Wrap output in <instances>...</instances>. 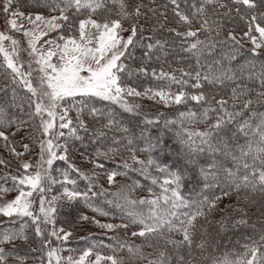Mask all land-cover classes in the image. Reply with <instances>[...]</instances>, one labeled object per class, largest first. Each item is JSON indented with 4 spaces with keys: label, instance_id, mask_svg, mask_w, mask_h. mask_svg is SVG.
<instances>
[{
    "label": "trees",
    "instance_id": "1",
    "mask_svg": "<svg viewBox=\"0 0 264 264\" xmlns=\"http://www.w3.org/2000/svg\"><path fill=\"white\" fill-rule=\"evenodd\" d=\"M199 2L200 0H196V3ZM221 2H228V0H221ZM13 3L20 9L27 7L32 9L33 7L39 8L43 12L60 14L59 11H53L47 6L49 3H59V0H14ZM125 3L129 12L133 11L137 5H143L142 16L138 20L121 19L119 0H115V2L105 0V7L94 13L88 10L78 12L75 8H69L65 15L69 16L72 23L69 24L65 21L64 27L55 33L63 32V34L74 36L78 31L79 20L87 18V16H91L97 22L121 19L125 29H130L135 23L137 25V36L134 38L135 47L129 46L128 51L131 53L129 58L122 57L127 71L132 74L121 73L122 81L137 90H141L143 87L145 89L165 88L168 90L166 88L168 81L153 77L152 71L155 69L159 73L162 70L174 74L179 79L181 70H183L193 73L192 77H184L188 80V85L183 90L192 95L202 91L209 103L198 104L189 100L182 104H164L151 97H146V95L130 96L126 101L135 110L127 112L119 104L110 101L98 98L86 100L89 107H96L105 115L94 119L88 113L87 108L84 109L80 118L87 124L89 131L85 133L82 129L78 130L83 139L71 137L65 140L61 138L62 143L67 145V159H56L50 168L51 177L54 180L59 178L57 183L46 182L44 185L46 191L43 195L46 201L51 193L62 191L68 187L75 191L88 193L86 201L83 198L71 201L58 198L53 203V207L56 209L55 223L70 233L67 240H63L61 244L65 247L60 251L61 256L63 257L65 252L73 250L80 253L91 249L94 253L115 256L119 264H148V260L157 258L161 251L167 252L172 258L171 264H177L174 259L176 255L187 256L189 253L194 258L193 264H212L213 260H222L225 256L235 259V256L231 254L243 251L242 246L249 242L245 237L258 238L260 234H264V195L259 192L253 194L250 189L244 188L237 191L232 186L233 182L239 183L240 178L250 171L245 170L242 164L244 162L252 163L251 156H241L240 148L246 150L249 143L255 147L254 141L257 139L252 135L250 129H246L249 132L247 136L238 131L237 121L243 123L248 120L254 127L259 123L260 114L264 113V99L258 98L256 95L258 92L264 91V88L259 86L255 76L253 79H248L251 65L255 66V73L264 70V51L258 49L259 55H253L249 51L252 47L249 46L248 40L243 35L247 31V25L239 19H234L224 25L218 36L213 34L218 42L211 51L202 49L200 54L192 53L187 50V44L182 43L180 37L168 31L169 28L176 27L173 23V6L170 4V0H125ZM192 3L193 0H187V5ZM181 8L190 11L183 0H181ZM151 10H155V14ZM214 10L223 11L216 6L209 5L208 15L211 19H216L212 15ZM165 16H167V23H165ZM160 24H164V27H159ZM194 27H199V24H195ZM179 30L184 31V28ZM229 32H233L243 45L234 60L230 59L233 42L228 37ZM207 36L208 33H201L199 38L203 40ZM157 40L161 41V44L150 53L152 58L147 59L145 52L148 49L145 45L155 44ZM142 68L147 69V74L139 71ZM197 71L202 75H209L210 78L227 71L229 74L234 73L236 79L225 78L223 84H209L201 80L203 87L198 89L191 87L195 83L194 74ZM13 76L14 74L6 67L0 55V109L3 110L4 121L6 123L12 121L10 126L0 129H5L13 138H18L21 135V140L35 149L37 153L40 150L37 138L41 135V117L35 116L29 119L28 114L34 111V101L31 96L26 97L25 92L28 89L21 88L17 77L14 80ZM237 84L247 85L251 91H248L247 95H240L233 99L232 89ZM170 90L177 92L180 89L177 85L172 84ZM76 99L80 100L79 97ZM221 99L227 101L228 112L242 113L227 126V135L223 133L219 136L214 135L211 140V143L217 147L223 140L228 145V151L214 152L207 149L206 146H204V151H197L195 146L189 148L183 141L189 139L190 133L208 131L217 115H223L216 104V101ZM246 99H251L253 103L248 109H243L240 106ZM30 102H33L32 107H29ZM65 105L69 107V102H66ZM136 105L139 107L135 108ZM209 107L217 109V111H209L208 118L204 119L203 111ZM190 111L195 113L194 117L181 115V113ZM252 113H256V115L253 116ZM108 114L114 118L115 126L104 129L106 135L97 141L92 134L93 130H99L106 124ZM68 115L75 126L76 109L70 108ZM17 121H25V123L21 127ZM64 132L67 134V129H64ZM191 139L199 143L197 136H192ZM103 153H107V155ZM133 156L137 160L134 161ZM141 160L145 162L144 165L138 162ZM148 160H152L154 163L148 165ZM125 163L129 167L125 168ZM72 165L75 167H71ZM142 168L143 171H141ZM162 168H166L168 172H180L182 181L178 191L190 204H196L204 197L209 200L219 197L215 200V209L209 210L205 206L206 218L198 217L191 249L185 246L174 247L167 243L170 240L180 241L183 236L180 232H169L166 228L159 236L132 235L133 232H138L142 226L134 224L128 213L147 214L149 205L140 203L131 205L127 201H151L160 198L161 207H164L163 197L171 195L170 192H165V187H172L171 185L162 187L165 179L170 178L167 173L160 171ZM76 169H79V172ZM201 169L216 173L215 182H211V186L208 188L204 187L205 181ZM225 169H231L233 175L228 176ZM113 171L118 173L114 182H106V175ZM81 173L91 177V181L84 179ZM65 174L67 181L75 183H68L65 180ZM11 177L5 169H0V189L13 191L19 188V185H16ZM249 179L251 180L252 177L250 176ZM225 191L229 195H223ZM38 196L40 197V194ZM46 201L45 208L48 206ZM35 206H33L34 209ZM236 208L245 209L246 215L235 211ZM176 211L177 215L183 219L182 213L195 211V208L181 207ZM85 216L88 219H82ZM225 216L229 217V224L235 219L245 218L248 225L237 228L228 227L227 230L220 231L216 222ZM98 219L110 220L117 227L112 229L101 227L104 224H100ZM26 224L27 227H25ZM122 225H127V227ZM201 225L204 227L202 228ZM252 225H255V232ZM22 229L28 236L27 242L17 241L15 248L11 244L0 246L10 250L13 259L24 257L23 264H48L46 253L49 249L45 251L40 247L41 239L35 234L31 218L0 217V238L5 233L19 232ZM202 237L207 241L203 252L196 247ZM126 245L131 246L134 250L139 248L144 258L139 259L130 253ZM173 247L174 249L170 252L169 249ZM99 264L108 263L100 262Z\"/></svg>",
    "mask_w": 264,
    "mask_h": 264
},
{
    "label": "snow or ice",
    "instance_id": "2",
    "mask_svg": "<svg viewBox=\"0 0 264 264\" xmlns=\"http://www.w3.org/2000/svg\"><path fill=\"white\" fill-rule=\"evenodd\" d=\"M115 2V0H113ZM120 2V17L121 19H132L138 20L142 16L141 8L143 5H137L133 11L129 12L127 10L128 6L125 0H119ZM190 11H185L181 8V0H170L172 7L173 23L176 27L169 28L168 31L174 33L176 36L180 37L182 43L187 44V50L200 54L202 49L211 51L215 44L218 42L215 40L213 34L218 36L224 25L226 23L232 22L234 19H239L247 25V31L244 32V36L251 40L254 45L249 51L253 55H259L258 49L264 47V0H228V2H221V0H200L196 3L193 0L191 5H187V0H183ZM12 0H7L4 11L8 13L11 7ZM63 5V7H61ZM213 5L218 9L223 11H213L212 15L216 19H211L208 15V6ZM53 11H59V16H51L46 18L40 13H36L33 17L29 15L25 17L30 22L34 24V29L26 30L24 35L29 37L28 43L30 46L29 55L36 58V63L39 65V71L41 73L39 77L40 87H34L31 83V71L24 73L21 72L23 64L20 63L18 67V58L20 49L18 46V41L9 35H5L0 32V55H2L4 63L8 69H11L12 73L20 77V81L23 86L28 89L34 98V111L30 112L29 119L35 116H41V134L47 139H42L39 142L40 147V160L36 165V171L31 174L24 175L22 177H11V179L21 186L19 194L8 201L5 204L0 205V214H3L9 218L16 217H29L35 228V234L37 236H43L42 229L40 227L41 223L47 225H54V216L56 209L51 206L57 197H52L49 201V207L45 208L44 193L46 191L45 183H57L51 175L49 174L48 168L51 167L54 160L67 159V145L58 143L60 138L68 140L71 137L77 139H83L79 135L80 129L85 133L89 131L87 124L80 118V114L87 108L88 113L94 118L103 117L105 114L101 112L100 109L96 107H89L86 103L87 99L98 98L104 101H110L114 104H119L127 112H133L135 109L130 106L125 100V96H150L152 99H159L164 104H182L187 101H195L199 103H209L208 98L201 91L199 94H189L184 91V87L188 85V80L184 77H192L193 73L184 72L181 70V77L178 79L174 74L166 73L164 71L156 72L154 69L152 71V76L157 79H166L168 84L165 88H159L157 90L146 89L142 94L137 91V89L130 86L122 85L121 83V73L124 75H131L130 71H127V66L123 63L122 57L127 59L131 56L128 51L129 46L135 47L134 38L137 36V25L132 24L130 29H125L121 23V19H116L110 22H105L103 24L98 23L95 19L91 17L87 19H81L78 22V37L70 35L68 37L60 36L58 39L62 43H57L56 40H45L44 44L37 47L38 42L42 37L48 35V31L43 30L46 28L48 30H55L64 27L63 24L58 21H67L69 24L72 22L69 20V16L65 15V12L69 8H75L78 12L80 10H88L90 12H96L98 9L105 7V0H59V3H49L47 5ZM166 7V6H165ZM153 14H155V10ZM11 19L8 21L12 29H18L22 27L17 24L18 15L23 17L24 13L11 12ZM165 23H167V16H165ZM199 24V27H194L195 24ZM43 24V28H41ZM159 27L163 28L164 24H160ZM180 28H184V31H180ZM130 31V35L124 39L120 32ZM259 34V41L256 35ZM201 33H208L205 39H200ZM229 39L232 43V51L230 52V59H236L237 54L243 47L240 39L233 33H228ZM11 41L10 48L5 47L4 42ZM161 44V41L157 40L155 44L149 43L145 45L148 51L145 52V57L151 59L150 53L154 48H157ZM47 45V48H45ZM127 54V55H126ZM56 57L57 62L53 63L52 58ZM254 65L250 66L248 79H253L255 76L258 79L259 86L264 88V70L259 73L254 72ZM139 71L147 74V69L142 68ZM235 80V74H229V72H222L219 76L209 77V75H202L201 72L197 71L194 74L195 83L191 85L194 88H202L201 80L209 84H223L224 79ZM175 84L180 89L179 91L173 93L171 92V85ZM251 91L248 89L247 85L237 84L235 88L232 89L233 99H236L240 95H247V92ZM258 98L264 99V91L258 92ZM77 97L80 98L77 101ZM62 102H69V107L62 109L60 113L57 112V108L60 107ZM253 103L251 99H246L244 103L240 106L243 109H248ZM218 109L223 112V115H217L215 122L210 124L208 131H202L199 133H190L189 139L183 141L189 148L195 146L197 151H204L205 147L211 151H228V145L226 142L221 140L219 147L211 143L214 135H224L228 134L227 126L234 121V118L241 115L240 112H228L227 111V101L221 99L216 101ZM33 106V102H30L29 107ZM136 105L135 108H138ZM235 107V105H233ZM70 108H75L77 111L76 125L73 126V121L68 118V112ZM23 111V108H21ZM209 111L216 112L217 109L205 108L203 111L204 119L208 118ZM47 115L48 119H43V114ZM182 116L187 115L188 117H194L195 113H181ZM253 116L256 113H252ZM3 110L0 109V128L8 127L12 124V121H4ZM57 118L59 119V124H56ZM151 123V121H149ZM17 123L22 127L25 121H17ZM115 120L108 114L107 122L99 130H93V136L96 140L102 139L106 132L104 129H109L115 126ZM59 130H56V129ZM67 129V134L63 131ZM237 129L242 132L245 136L249 135L246 129L252 131V135L257 137L254 141L255 147L252 143H249L245 148H240V154L242 157H252V163L249 164L244 162L242 167L245 170H250L246 175L240 178L239 183L233 182V187L235 190L239 191L241 188L251 191L255 194L259 192L264 195V113L260 114L259 123L254 127L245 120L243 123L237 121ZM14 135V134H13ZM192 136H197L199 143L196 140H192ZM0 139L7 142L9 140V135L5 131L0 130ZM54 141H57L54 143ZM10 152L16 153L18 156L24 155V152H16L15 142L13 141L11 145L5 143L3 145ZM23 149L28 150L29 145L23 144ZM56 149H61L64 154L58 155ZM107 155V153H103ZM47 155V159L45 156ZM235 158V157H234ZM135 161L137 158L132 157ZM141 165H144V161H138ZM7 161L0 159V164H6ZM148 165H152L154 162L148 160ZM48 168H45L44 165ZM32 165L25 162L21 165V168L28 170ZM71 167H75L72 165ZM127 168L129 165L124 164ZM144 169L142 168L141 171ZM79 172V169H76ZM161 172L167 173L170 177L165 179L164 185H171L172 187H165V192H170L171 195H165L162 199L164 207H161V199H153L151 201H132L128 200L127 203L135 205L136 203L149 205L147 214L142 212H129L128 215L134 224L141 225V229L138 232H133V236L140 237H154L159 236L162 231L166 228L169 232L175 231L182 233L183 239L180 241L170 240V243L174 247L185 246L191 249L194 243L193 237L196 234L195 229L197 228L198 217H205L204 211L205 206L209 209L216 208V197L213 200H209L204 197L196 204H190L181 195L178 189L181 187L182 176L180 172H168L166 168L160 169ZM203 174V180L205 181L204 187L208 188L211 186V182H215L216 173L206 169H201ZM228 176H232L231 169H225ZM117 172L113 171L108 175L109 182H113L117 176ZM84 179L91 181V177L81 173ZM252 177L250 180L249 177ZM65 180L67 181V176L65 174ZM68 183L74 184V181H67ZM23 186H27L30 190L24 191ZM3 191V189H0ZM33 192H38L40 194V207L39 215L34 214L31 210L33 200L30 199L33 196ZM64 195L68 200H75L78 198H83L85 201L88 199L87 192H80L75 190L64 189ZM223 195H229L227 191L223 192ZM247 199V197H245ZM181 207H194L195 211L184 212L180 216L177 215V209ZM235 211L240 212L244 215L245 209L236 208ZM82 219H88V217H82ZM97 223H99L97 221ZM220 231L227 230L228 227L237 228L239 226L248 225V221L245 218L235 219L229 224V217H222L220 221L216 222ZM127 227V225H122ZM27 227V224L25 225ZM101 227L112 229L117 227L112 224L101 225ZM203 228L204 226L201 225ZM255 232V225L251 226ZM61 231H63L61 229ZM52 236H57L58 239L67 240L70 233H64L63 237L58 236L57 232L53 230L51 232ZM248 243H245L242 248L243 251L239 253H233L231 255L235 256V259H230L229 256H225L222 260H213L212 264H264V234H260L258 238H253L252 236L245 237ZM28 236L25 234L23 229L19 232H11L3 234L0 238V245L11 244L13 248L16 246L17 241L27 242ZM46 244H50L49 241H45ZM207 241L201 238V241L196 244V247L203 252L205 250ZM128 251L133 253L139 259H143V253L139 248L135 250L131 246H127ZM91 249L84 252L83 255L79 257L77 261H73L71 257L68 258L67 264H84L85 258L90 254ZM48 264H53V259H55V264H61L62 258L59 255V249H54L49 247L46 253ZM24 257L12 258V252L7 250L5 247L0 246V264H23ZM102 259L99 255L96 257V264ZM106 259L111 261V264H119V261L115 256H109ZM171 259L167 252L161 251L159 256L155 259L148 260V264H171ZM177 264H192L193 257L190 253L185 255H176L174 257Z\"/></svg>",
    "mask_w": 264,
    "mask_h": 264
},
{
    "label": "rangeland",
    "instance_id": "3",
    "mask_svg": "<svg viewBox=\"0 0 264 264\" xmlns=\"http://www.w3.org/2000/svg\"><path fill=\"white\" fill-rule=\"evenodd\" d=\"M13 2H14V0H12L11 7L9 8L8 13H6L4 11V8L6 6L7 0H0V32H3L5 35L11 36L12 38H14L15 40H17L19 42L18 46H17L20 49L19 58H18V67H19V64L22 63L23 67L20 69L21 72L27 73V72L31 71V77H30L31 83L34 87L39 88L40 87L39 77L41 75V73L39 71V65L36 63V58L34 56L29 55V51H30V46L28 43L29 37L24 35V32L26 30L34 29L35 26L32 22H30L25 17H27L29 15H32L34 17L36 13H40L43 16H45L46 18L51 17V16H59L60 14L53 13V12H43V11H40L39 8H33V7H32V9L30 7L20 9V8L14 6ZM11 12L24 13L23 17H21L19 15L17 17H15L17 19V24L22 26V27H18V29H15V30L10 27L8 21L12 18L10 15ZM89 17H91V16H87V18H89ZM87 18H83V19H87ZM58 22L63 24V25L65 23V21H58ZM98 23L103 24V23H105V21H100ZM41 28H43V24H41ZM77 29H78V27H77ZM43 30L48 31V35L45 37H42L40 39V41L37 44V47H40L41 45H43L45 40H56L57 43H62V41H60L58 39L60 36H64V37L70 36V35H67L65 33L63 34V32L55 33V32H57L58 29L48 30L46 28H43ZM76 33L74 36L78 37V35H79L78 31ZM130 34H131L130 31L120 32V35L124 39H126ZM253 35H256L258 38V41H259V34L254 32ZM246 39L249 42V46L253 48L254 45L252 44L251 40L248 39L247 37H246ZM4 44H5L6 48H9V50H11V48H10L11 41H5ZM45 48H47V45H45ZM260 50L264 51V47L260 48ZM1 58H3L2 55H1ZM52 62L56 63L57 58L53 57ZM16 77H17L18 83L20 84V87L21 88L24 87L22 82L20 81V77L19 76H16ZM121 83H122V85L130 86V85L125 84L122 81V79H121ZM130 87H132V86H130ZM24 88L26 89V87H24ZM157 89L158 88H154L153 90H157ZM145 90L146 89L143 87V88H141V90H137V91H139L143 94L145 92ZM173 93H175V92H173ZM25 94L27 95L26 97L31 96L32 100L34 101L32 94L28 90L25 92ZM129 97L130 96L126 95L125 100ZM146 97L150 98V96H146ZM155 100H157L158 102H161L158 98ZM65 103L66 102H62L60 107L57 108L58 113H60L63 108L67 107L65 105ZM161 103H163V102H161ZM43 119H48L46 113L43 114ZM59 122L60 121L57 118L56 124L58 125ZM0 130H3L6 132L5 129H0ZM56 130H59V129L57 128ZM63 131H64V129H63ZM6 134L9 135V140L7 142L0 139V159L7 161V163L6 164H0V169L1 170L5 169L7 171V173H9L12 177H22L24 175L34 173L36 171V165L40 160V151L41 150H39L36 153L35 149H33L32 147L29 146V148H28L29 151H25L23 149L22 145L26 144V142H23L21 140V138H22L21 135L18 136V138L17 137L13 138L11 136V134H9L8 132H6ZM47 138H49V137H45L41 134L37 138V142H40L42 139H47ZM13 141L15 142L16 152H24V155L18 156V155H16V153L10 152L7 148H5L3 146L5 143H8L9 145H11ZM56 142L57 141H54V143H56ZM62 142L63 141H61V138H60L58 143L63 144ZM56 151H57L58 155L64 154L61 149H56ZM45 159H47V155L45 156ZM25 162L30 163L32 165V167L29 168L28 170L22 169L21 165ZM52 166H53V164L51 165L50 168H52ZM44 167L48 168V166L46 164L44 165ZM50 168H48L49 174H51ZM58 180H59V178H58ZM58 180H56V181H58ZM105 181L109 182L108 175H106ZM20 188H21V186H19V188H17L16 190H13V191H9V190L8 191H6V190L0 191V205L5 204L8 201H11L12 199H14L19 194ZM64 189L62 191L59 190V191L53 192L49 195L48 201L45 200L47 205H48L47 207H49L48 202L52 200V197H57V199L60 198L63 200H68L66 198V196L64 195ZM68 189L72 190L69 187H68ZM23 190L29 191L30 189L27 186H23ZM38 194H39L38 192H33V196L30 198L33 200L31 210L34 212V214H37V215L40 214L39 213L40 197L38 196ZM33 206H35L36 208L34 209ZM51 206H54V204H52ZM53 216H54V214H53ZM0 217L6 218L7 216L0 214ZM10 219H18V217L14 216ZM99 222H100V224H104V225L105 224H112L113 225L112 221H110V220H108V221L99 220ZM40 227H41L42 232H43V236H40V239H41V246L40 247L42 249H44L45 251L48 250L49 247L54 248V249H59V254H60V257L62 258L61 264H67V260L69 257H71L73 261H77L79 259V257L84 254V252L88 251V249H86L80 253H77V252H75V250H73L71 252H67V253L65 252V255L62 257L60 251H61V249L62 250L65 249V247H63L61 245L63 242V239H58L57 236H52L51 232L53 230H55L57 232L58 236H60V237H63L64 233H67V232L61 227V225L56 224V223H54V225H47V224L41 223ZM61 229L63 231H61ZM177 236H180V235H177ZM45 241H49L50 244H46ZM173 249H174V247L170 248L169 249L170 252H172ZM98 255L100 257H102V259L99 261V263L100 262L101 263L106 262L108 264L111 263V261L106 259L109 256L102 255L100 253H94L93 251H91L90 254L85 258L84 264H96V257ZM53 263L55 264V259H53ZM192 264H193V262H192Z\"/></svg>",
    "mask_w": 264,
    "mask_h": 264
}]
</instances>
